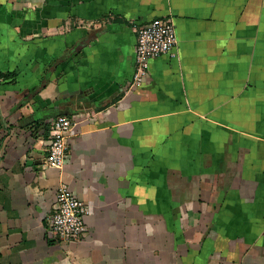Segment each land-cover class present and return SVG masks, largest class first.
<instances>
[{"label":"crops","instance_id":"obj_1","mask_svg":"<svg viewBox=\"0 0 264 264\" xmlns=\"http://www.w3.org/2000/svg\"><path fill=\"white\" fill-rule=\"evenodd\" d=\"M159 17L177 56L134 85ZM57 115L77 124L45 167ZM60 184L89 207L69 243ZM0 264H264V0H0Z\"/></svg>","mask_w":264,"mask_h":264},{"label":"built area","instance_id":"obj_2","mask_svg":"<svg viewBox=\"0 0 264 264\" xmlns=\"http://www.w3.org/2000/svg\"><path fill=\"white\" fill-rule=\"evenodd\" d=\"M135 66L132 84L140 85L148 73L152 59L176 57L177 36L170 17H159L134 27ZM77 119L73 116L57 115L50 120L49 143L45 167L60 168L68 158V137ZM88 205L76 196L65 184H60L50 211L46 215L48 237L58 243H69L80 239L87 231Z\"/></svg>","mask_w":264,"mask_h":264},{"label":"trees","instance_id":"obj_3","mask_svg":"<svg viewBox=\"0 0 264 264\" xmlns=\"http://www.w3.org/2000/svg\"><path fill=\"white\" fill-rule=\"evenodd\" d=\"M2 76L5 78H8V77H11L13 76V73H5V74H2Z\"/></svg>","mask_w":264,"mask_h":264}]
</instances>
